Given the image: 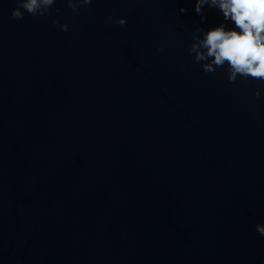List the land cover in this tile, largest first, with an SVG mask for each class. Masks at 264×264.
<instances>
[{
  "label": "water",
  "instance_id": "1",
  "mask_svg": "<svg viewBox=\"0 0 264 264\" xmlns=\"http://www.w3.org/2000/svg\"><path fill=\"white\" fill-rule=\"evenodd\" d=\"M194 4L0 0V264H264V89L194 61Z\"/></svg>",
  "mask_w": 264,
  "mask_h": 264
},
{
  "label": "clouds",
  "instance_id": "2",
  "mask_svg": "<svg viewBox=\"0 0 264 264\" xmlns=\"http://www.w3.org/2000/svg\"><path fill=\"white\" fill-rule=\"evenodd\" d=\"M92 2L67 0L74 12ZM56 3L57 0H17L11 16L16 20L23 19L25 13L45 16ZM205 8L215 9L222 20L215 26L196 29L189 54L195 62L202 63L205 72L215 73L217 68H224L230 83L238 78L258 79L260 87L255 96L259 98L264 89V0H195L194 11L202 23L207 21ZM179 11L184 13L187 9L181 7ZM113 22L124 26L127 17L121 16ZM60 27L64 32L69 31L67 23ZM159 51L164 52V47L161 46ZM255 232L264 239V225H258Z\"/></svg>",
  "mask_w": 264,
  "mask_h": 264
}]
</instances>
